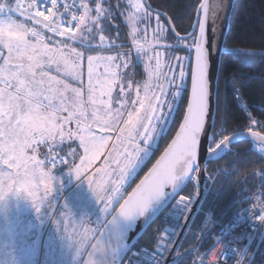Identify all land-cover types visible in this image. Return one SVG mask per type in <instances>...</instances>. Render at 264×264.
Listing matches in <instances>:
<instances>
[{"label": "snow or ice", "instance_id": "6c2138e0", "mask_svg": "<svg viewBox=\"0 0 264 264\" xmlns=\"http://www.w3.org/2000/svg\"><path fill=\"white\" fill-rule=\"evenodd\" d=\"M120 8V0L115 8L110 0H96L94 6L90 0H15L14 5L0 0V165L12 170L6 180L31 186L39 177L50 192L54 177L51 170L41 169L67 163L58 151L66 141L78 142L82 150L80 163L73 169L77 179L108 149L94 174L98 178L88 176L87 183L95 201L103 202L100 213L111 218L100 224L101 237L92 245L91 259L85 264H122L125 255L129 256L127 264H162L175 231L165 229L164 243L153 250L135 249V240L130 242L128 234L140 218L145 221L141 229L145 231L185 183L195 179L192 173L200 171L198 153L210 115V54L242 56L251 64L264 53L239 52L217 42L209 48L207 3L200 7L204 16L198 20L199 34L192 31L182 36L173 27L176 37L169 44L163 40L168 28L161 14L154 13L145 0H127V14L121 11L120 15L127 22L135 59L143 62L147 73L140 84L132 77L131 51H117L124 47L116 42L119 37L109 40L103 34L104 21L114 20ZM168 24H172L170 19ZM180 47L187 49L188 55L173 58V51ZM189 65L191 90L179 129L163 155L124 199L125 186L175 120ZM134 86L135 98L129 102ZM117 92L118 96L114 95ZM212 117L214 122V113ZM248 131L264 152V133ZM214 136H208L207 156L228 149L234 139L224 136L215 141ZM41 146L48 149L43 160L37 159ZM69 155H77L76 149ZM116 203L119 209L112 214L109 210ZM191 203L180 196L172 214L178 218ZM34 207L40 210L38 205ZM257 219L264 221V207ZM217 244L223 248L220 240ZM232 252L240 258L236 264L248 255L240 248ZM209 253L215 255V245L200 258V264H205ZM221 256L228 264L223 251ZM183 259L173 257L172 264Z\"/></svg>", "mask_w": 264, "mask_h": 264}, {"label": "trees", "instance_id": "16d2710c", "mask_svg": "<svg viewBox=\"0 0 264 264\" xmlns=\"http://www.w3.org/2000/svg\"><path fill=\"white\" fill-rule=\"evenodd\" d=\"M147 1L151 8L166 14L182 36L191 31L201 2V0ZM161 21L168 28L163 40L171 44L175 37L163 17ZM223 47L239 52L264 53V0L235 1ZM172 55L174 58L176 55H188V52L187 49L180 47L174 50ZM245 60L246 58L242 56L220 58L215 118L211 133V135L215 133V141L249 128L264 133V55L257 56L251 64ZM190 68L189 65L186 88L170 130L162 137L157 150L129 183L124 196L152 165L177 129L186 105ZM241 103L245 105L248 113H244L240 108ZM253 120L257 121V126L252 124ZM205 172L207 180L198 205L199 211L191 219L188 230L186 229L178 243L177 248L180 252L175 251L173 256L184 257L180 264H193L196 256L206 253L217 242L223 225L236 211L247 205H253L260 210L264 207V157L251 150L250 142L233 143L221 158L206 164ZM196 194L198 189L189 182L169 207L148 227L134 247L144 245L153 250L166 228H176L187 217V209L176 220L168 215L174 202L180 196L185 197V202L193 201ZM128 259L129 256L126 255L122 264H127ZM245 264H264V226L254 241Z\"/></svg>", "mask_w": 264, "mask_h": 264}, {"label": "rangeland", "instance_id": "374dc122", "mask_svg": "<svg viewBox=\"0 0 264 264\" xmlns=\"http://www.w3.org/2000/svg\"><path fill=\"white\" fill-rule=\"evenodd\" d=\"M7 2H9L10 5H13L15 0H7ZM95 2L96 0H90L92 6H94ZM122 7L123 8H120L119 11L115 12L114 20L104 21L103 34H105L107 38H109L108 36L111 38H116L118 36L119 39H117L116 42L128 46L131 50L132 41L128 35V25L124 17L120 15L121 11H124L126 15L127 8L123 5ZM16 17L17 16H15V18ZM19 18L23 19L22 17ZM152 26H155L154 15ZM140 35L143 36L142 27ZM95 40L98 42V37H96ZM135 57L136 53L133 60ZM137 64H141L144 67L143 62H137ZM141 76L139 69L138 72L134 71V80L136 79L137 83L142 79ZM134 90L135 86L133 87L132 93L129 95V102L131 99L135 98ZM112 135L114 136L115 134ZM159 141L156 146L159 144ZM111 143L112 141H110L108 146L109 149L111 148ZM69 145L70 146L66 149L60 147L58 150L66 152V155H63L68 158L72 167L68 164L59 169V171L55 170L56 172L53 171V173L51 171L54 180L50 184V192L46 190L45 182L40 180L39 177L31 182V186L18 182L16 190L13 189V187H15V182H11L13 184L10 183L11 187L8 188L7 184H4L3 180H0V264L81 263V259L96 236V233L90 234L87 240L83 236H75L74 233L75 231H78L80 221L71 218L73 217L71 214L74 211H77L75 217L79 214L81 198L85 195L86 192L84 191L87 189L88 184L87 179L76 181L77 178L75 173H71L72 169H74V166L79 161L80 151L82 150L78 147V142L76 141H73ZM73 148H75L77 152V155L75 156L69 155ZM44 150L45 148L43 146L37 150V159L43 160L42 154L44 153ZM107 151L108 149H106L104 155H101L102 157L94 163V167L92 168L94 171L90 176L98 178L94 174L96 173V169L103 164L104 156L107 154ZM48 170L50 169H47V167L41 169V171ZM66 172L70 174H67ZM72 186H75L74 191L71 188ZM22 190L25 192L24 201L20 199L18 192H22ZM195 200L192 201V205ZM175 202L173 206L175 205ZM34 204L39 206V211L36 210ZM197 211H199V207H197ZM20 214H24V217H20ZM168 215L175 216L172 214V209L168 212ZM66 228L67 231L65 230ZM67 241H73L72 243L76 242L72 251H69V249L64 246ZM77 247L80 248L79 255H77ZM170 264H172V262Z\"/></svg>", "mask_w": 264, "mask_h": 264}, {"label": "water", "instance_id": "95a60500", "mask_svg": "<svg viewBox=\"0 0 264 264\" xmlns=\"http://www.w3.org/2000/svg\"><path fill=\"white\" fill-rule=\"evenodd\" d=\"M235 1L236 0H201L199 6L197 8V11H196V14H195V18H194L193 25H195V29L192 27L190 32L194 31L195 35L199 34L198 20H199V18H202L204 16V13L202 11H200V7H201L202 3H207V5H208V16H207V20H206V39L209 41L207 46L209 48H211L212 42H217V43L220 44V46L223 47L224 43H225L226 35H227V32H228V28H229V20H230L232 8H233V5H234ZM145 2L149 5L147 0H145ZM153 11H154V13L155 12H159V11H156L154 9H153ZM159 13L161 14V17H163L166 20V22L168 23L169 17L166 14L162 13V12H159ZM168 26H169V29H170L172 35L174 37H176V33L172 32V28L174 27L173 24H168ZM217 38H219V39L217 40ZM220 58H221V56H216V55L210 54V97H209V112H210V115L206 119V125H205L206 131H205V133H202L201 150L198 153V159H197V164L200 166V171H199V190H198L197 199L194 202V204L191 206L190 211H189V213H188V215H187V217H186V219H185V221H184V223H183V225H182V227H181V229H180V231L178 233L176 232V230L174 228H170V227L166 228L169 231H175L176 239L174 241L173 246L171 247L170 251L167 254V257H166V260H165L164 264H170L172 262V260H173L172 256H173V254L175 252V249L177 248L178 243H179V241H180L185 229H187L191 219L193 218L194 214L197 211V206L199 204L200 199L203 196L204 185H205V182L207 180V176H206V172H205L206 164L208 162H212V161L218 160L229 149L228 148L226 150H223V151H221V152H219V153H217L216 155H213V156H207V153H206V145L208 143V136L211 135L212 130H213V126H214L212 114L214 113V118H215L216 85H217V78H218L219 67H220ZM190 73H191V68H190ZM190 90H191V78H189V87H188V93H187V100H186L185 109L187 107V102H188V98H189V95H190ZM183 113H184V111H183ZM182 119H183V114H182V117H181V120H180L179 124L182 122ZM179 124H178L177 129L175 130L172 138L167 143L166 147L161 151V153L158 155V157L155 159V161L152 163V165L145 171V173L135 183V185L131 188V190L124 196V199H126L128 194H130L132 192V190L136 187V185L142 179H144V177L148 174L149 170L152 168L153 164H155L156 161L163 155V153L167 149L168 145L171 143L172 139L175 137V133L179 129ZM228 136L230 138L234 137V139H232V142H231L230 146L233 143L237 142V141H245V142H250V143L254 144L253 138L251 137V135H250L248 130L236 132V133L230 134ZM206 156H207V162H205ZM188 183H189V181H187L185 183V185L178 191L176 196H174L168 202L167 206L162 211H160L158 213V215H156L155 218L146 226V230L169 207V205L182 192V190L187 186ZM120 203H123V200H121ZM118 209H119V204L113 210L112 214H115L118 211ZM110 218H111V216H109L107 219H110ZM144 225H145L144 219L140 218L137 221L135 229L128 234V239H129L130 242L135 240L134 245L137 243V241L142 237V235L146 231V230L145 231L141 230ZM100 237H101V229L98 230L96 236L94 237L93 241L91 242V244L89 245L88 249L86 250V252H85L80 264H85V261L91 259V257L89 256V253L92 251V245L97 243V239H99ZM200 237H199L198 241L200 240ZM106 239L107 238L105 237L103 240H101V243L103 244ZM164 240H165V232H163V234L161 235V237H160L159 241L157 242V244H163ZM157 244H156V246H157ZM125 257H126V255L124 256L123 260L125 259ZM123 260H122V262H123Z\"/></svg>", "mask_w": 264, "mask_h": 264}, {"label": "built area", "instance_id": "2783aa9c", "mask_svg": "<svg viewBox=\"0 0 264 264\" xmlns=\"http://www.w3.org/2000/svg\"><path fill=\"white\" fill-rule=\"evenodd\" d=\"M118 0H110V3L112 6L115 8V4ZM121 4L127 8V0H120ZM15 4V2H14ZM13 4V5H14ZM20 19V18H17ZM21 20V19H20ZM58 39V38H57ZM242 110L244 113H248L245 105L243 103L240 104ZM258 123L256 124V126ZM251 150L259 154L260 156L264 157V152L260 150L259 147H257L255 144H251ZM48 152V149H46V154ZM60 156L64 157L67 160V163H61L57 165L55 169H52V166L48 164L46 167L47 169H50L52 172L61 169L64 166L69 164L68 158L60 154ZM192 175L195 177L194 180H190L189 182L195 187L196 189L198 188V177H199V172H194ZM261 215V210L257 209L253 205H247L240 210L236 211L223 225L221 235L218 240H220V243L224 244V248L220 249L216 252V254L213 257H209L205 262V264H225V261L223 257L221 256V252L223 251L226 257L228 258V264H236L237 259H240L239 257L232 256L233 248H240L248 251V255L241 260V264H245L249 254L251 247L258 237L260 231L262 230L264 226V221H260L257 219V217ZM217 240V241H218ZM175 241V236L173 238L172 243L168 245V251L167 254L170 250V248L173 246ZM215 249L217 248V243L214 244ZM213 245V246H214ZM213 246L209 249H213ZM135 249L139 250L141 248H146L148 250H152L147 246L141 245L139 247H134ZM209 250L207 252H209ZM210 254V253H209ZM204 254L196 256L194 259L193 264H200V258L204 256ZM167 257V255H166ZM165 257V259H166ZM165 259L162 262V264L165 263Z\"/></svg>", "mask_w": 264, "mask_h": 264}, {"label": "crops", "instance_id": "0c3cea01", "mask_svg": "<svg viewBox=\"0 0 264 264\" xmlns=\"http://www.w3.org/2000/svg\"><path fill=\"white\" fill-rule=\"evenodd\" d=\"M9 3V2H8ZM17 18H19L18 16L16 17V19ZM22 20V19H21ZM109 38V40H111V39H114V38H111L110 36H108ZM111 38V39H110ZM117 51H123V52H128V51H131V53H132V56L134 57V55H135V52H134V50L133 49H131L130 50V48L128 47V46H124L123 48H120V49H116ZM103 51H105L106 53H107V51L108 50H103ZM6 54V53H5ZM138 69L140 70V73H141V77H142V79L138 82V83H140V84H143V81L145 80V79H147V73L145 72V70H144V67L141 65V64H137V62H136V59L134 58V60H133V72H132V74H133V79H134V71L136 72V71H138ZM101 71H102V69H101ZM85 72H86V63H85ZM135 76H136V74H135ZM135 81H136V79H135ZM134 92H135V90H134ZM114 95H117L118 96V92L117 93H114ZM135 95V94H134ZM161 140H162V137L160 138V141H159V144H160V142H161ZM73 141H66L63 145H61L60 147H65L64 149H66L68 146H70L69 144H71ZM109 144H110V142H109ZM159 144L156 146V147H154L153 148V150H152V154L155 152V150H157V148H158V146H159ZM59 147V148H60ZM78 147H79V145H78ZM59 151V153L61 154L62 152L60 151V150H58ZM63 153H65L66 154V152H63ZM38 154H39V152H38ZM151 154V155H152ZM43 155V159L45 158V155H46V148H45V150H44V153L42 154ZM80 155H82V151H80ZM42 157V156H41ZM100 157H102V156H100ZM151 157V156H150ZM149 157V158H150ZM79 161L77 162V164H79L80 163V158L78 159ZM149 160V159H148ZM147 160V161H148ZM96 161H98V159L96 160ZM95 161V162H96ZM146 161V162H147ZM76 164V165H77ZM145 165V164H144ZM143 165V166H144ZM142 166V167H143ZM94 167V165L91 167V168H89L88 169V171H87V173H85V174H83V175H81V177H80V179H77L76 181H82V180H85V179H87V177L88 176H90L91 175V173H93V171L94 170H92V168ZM92 170V171H91ZM12 170L11 169H7L5 166H3V165H0V180H3V182H4V184H7V187L8 188H10L11 187V185H10V183L11 182H13L14 183V181L13 180H10V179H8V180H6L5 179V177H6V175H7V173L8 172H11ZM53 173V172H52ZM51 173V174H52ZM67 173V172H66ZM71 173L73 174L74 172H73V169H72V171H71ZM67 174H70V173H67ZM61 175V174H60ZM61 176H63V175H61ZM135 177V176H134ZM133 177V178H134ZM133 180V179H132ZM131 180V181H132ZM13 183H11V184H13ZM88 184V183H87ZM129 184H127L126 186H125V188H124V194H125V191H126V188H127V186H128ZM76 186H77V184H76ZM16 187H18V182H15V187H13V189H15L16 190ZM75 186H72L71 188L73 189V191L75 190V188H74ZM19 192V197H20V199H22L23 201H24V198H25V192L22 190V192H20V191H18ZM84 192H86L85 193V195H83L82 196V198H81V202H80V208H79V214L75 217V215L77 214V211H74L71 215L73 216V217H71V218H73V219H76L77 221H80V224H79V228H78V231H75L74 233H75V236H80V237H85L86 238V240H87V238L89 237V235L90 234H97V229L99 230L100 229V224L102 223V222H104L105 221V219H107L110 215H105V214H101L100 213V208L101 207H103V202H100V203H97L96 201H95V198L93 197V195H92V193L89 191V188L87 187V189L84 191ZM121 201V200H120ZM119 201V202H120ZM118 203H116L109 211L112 213L113 212V210H114V208H115V206L117 205ZM16 215V214H15ZM21 216L20 217H24V214H20ZM26 216V215H25ZM22 219V218H21ZM88 221H89V223H91V224H89L88 223ZM94 231V232H93ZM70 235V234H69ZM40 240V239H39ZM73 241H67V243L66 244H64V246L65 247H67L68 249H69V251H72V249H73V247H74V245L76 244V242L75 243H72ZM70 247V248H69ZM85 254V253H84ZM84 256V255H83ZM81 257V256H80ZM82 260V259H81Z\"/></svg>", "mask_w": 264, "mask_h": 264}, {"label": "bare ground", "instance_id": "6f19581e", "mask_svg": "<svg viewBox=\"0 0 264 264\" xmlns=\"http://www.w3.org/2000/svg\"><path fill=\"white\" fill-rule=\"evenodd\" d=\"M240 108H241V106H240ZM242 109V108H241ZM252 144V143H251ZM195 188V187H194ZM196 189V188H195ZM198 190H199V177H198V188H197ZM197 199V198H196ZM196 201V200H195ZM200 201H201V199H200ZM200 201H199V203H200ZM199 205V204H198ZM198 207V206H197ZM185 231H186V229H185ZM184 231V232H185ZM184 234V233H183ZM182 237H183V235H182ZM181 237V238H182ZM175 239H176V236H175ZM217 243V242H216ZM215 243V244H216ZM222 245H223V248H224V244L223 243H221ZM219 244L217 245V248L215 249V254H216V252L218 251V250H220V249H223ZM170 251V250H169ZM214 255H212L211 253L209 254V257H213ZM166 260V259H165Z\"/></svg>", "mask_w": 264, "mask_h": 264}, {"label": "flooded vegetation", "instance_id": "af4514ba", "mask_svg": "<svg viewBox=\"0 0 264 264\" xmlns=\"http://www.w3.org/2000/svg\"><path fill=\"white\" fill-rule=\"evenodd\" d=\"M191 206H192V204H191ZM191 206H190V208H191ZM190 208L187 209V215H188V213H189V211H190ZM179 217H180V215H179ZM179 217L177 218V216L175 215L172 219H173V220H176V219H179ZM183 223H184V221H182V223H180L179 226L177 225L176 228H174V229L176 230L177 233L180 231V229H181ZM189 224H190V223H189ZM187 228H188V227H187ZM175 236H176V235H175Z\"/></svg>", "mask_w": 264, "mask_h": 264}]
</instances>
